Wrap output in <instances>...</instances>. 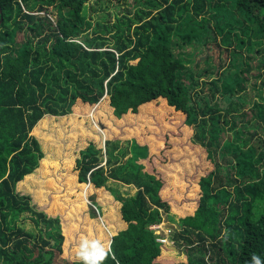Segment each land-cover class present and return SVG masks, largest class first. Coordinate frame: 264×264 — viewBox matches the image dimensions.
Returning a JSON list of instances; mask_svg holds the SVG:
<instances>
[{"label": "trees", "instance_id": "trees-1", "mask_svg": "<svg viewBox=\"0 0 264 264\" xmlns=\"http://www.w3.org/2000/svg\"><path fill=\"white\" fill-rule=\"evenodd\" d=\"M225 1L237 14L231 21L220 12L228 9L223 0H0V264H264V102H255L254 119L245 120L239 94L249 52L264 41V3ZM240 16L252 21L250 31L236 25L243 24ZM213 42L217 56L199 57V48ZM150 50L164 54L166 63L147 74L140 89L161 88L180 113L174 129L153 131L151 140L123 131L99 141L54 139L68 152L69 190L79 197L64 202L63 211L46 212L54 192L43 188L41 166L59 158L36 136L41 121L62 132L61 117L72 119L104 95L121 97L130 63ZM224 126L247 131L232 153ZM184 129L191 136L184 138ZM196 148L202 175L188 198L185 183L177 208L182 215L167 247L148 226L162 212L172 219V174L177 165L183 171L186 152ZM183 175L177 183L190 178ZM109 179L136 191L123 198ZM78 202L85 210L67 217ZM189 206L194 216L182 211ZM87 217L103 226L104 246L96 249L103 250L102 260L93 261L94 253L84 262L70 253ZM130 220L136 225L121 231ZM72 223L78 228L71 235Z\"/></svg>", "mask_w": 264, "mask_h": 264}, {"label": "rangeland", "instance_id": "rangeland-1", "mask_svg": "<svg viewBox=\"0 0 264 264\" xmlns=\"http://www.w3.org/2000/svg\"><path fill=\"white\" fill-rule=\"evenodd\" d=\"M70 2L76 0H69ZM225 3L226 1L223 0ZM264 3V0H261ZM233 3V2H231ZM230 2H226L227 8L220 9L221 13H225V19L227 21H231L229 19L236 17L237 14L232 10L230 5L233 6ZM52 12H49L51 18H55L58 15V11L56 9H52ZM38 13H45L42 11H38ZM48 13V12H47ZM209 18V16H207ZM242 23H236V25H240L245 32V28L250 31L252 26V21L247 19L244 21L243 17ZM210 23H212L213 19L209 18ZM226 29L227 26H225ZM245 27V28H244ZM225 29V30H226ZM192 32V31H191ZM248 33V32H247ZM248 34H245L244 37H247ZM218 40L219 36L217 35ZM17 39H21L22 35L17 33ZM78 41V40H76ZM220 42V40H219ZM209 43V41H208ZM221 44V42H220ZM264 46L263 40H257L253 45V49L251 55L249 57V64L247 70V84L243 85L242 90L239 92L243 96L244 105L242 112L245 113V120L254 119V103H263L264 102V51L261 49ZM259 48V50L257 49ZM201 49V50H200ZM257 49V50H256ZM200 51L197 52L199 57H202L208 53H211L217 56V50L215 48L214 42L212 44L206 45L204 48H199ZM65 52V51H64ZM66 53V52H65ZM64 53V54H65ZM225 56V57H223ZM222 59H226V55L223 54ZM166 63L164 54L160 52H154L150 50L146 53H142L140 58L135 61H132L130 64V73L128 84L129 87L126 86L124 88V93L118 98H111L107 95H104L99 103L95 105L93 108H84L82 110L76 111L75 113L78 115L73 116L72 119H68L66 117H61L60 123H63L65 127L62 132L58 130V125H52L51 127H47L46 119H43L39 125L40 130L36 131L39 139L43 140V142H47L51 144V148L56 152L59 161H52L50 163L42 164L43 170V178L44 181L42 183L43 188H46L47 192H54L52 195V200L49 204V207L46 209V212L56 213L57 211H63L65 203H69L70 200H75L79 197L77 191H70L69 188L74 182V178L71 175L72 164L70 160L66 157L68 152L65 151L62 153L61 146L62 144L53 145L54 139H63L64 135L67 134V139H93L95 141L103 140L105 134H114L120 135V131L125 132L126 136L136 135L137 137H146L151 140L152 135L151 132L161 130L164 132L167 129H174L175 121L177 120V116L180 115L178 111L174 108V105H170L165 96L155 89L145 88L141 90L142 87L141 80H146V75L149 73H157L161 71V66ZM243 83V82H242ZM153 90V91H152ZM132 92V93H131ZM227 95V94H226ZM130 97L129 101L127 100ZM221 95H219V98ZM224 97V96H223ZM226 97V96H225ZM142 98L143 102H138L139 99ZM126 100V103L123 101ZM138 100V101H137ZM223 101V100H221ZM136 104V105H135ZM136 106V107H133ZM46 118V117H45ZM99 123L103 124L104 128L100 130ZM76 124L74 127L72 125ZM224 128V129H223ZM221 128V132L226 136L225 146L229 144L228 151L232 153L234 149L238 146H243L242 139L245 136L246 132L243 127L235 128L231 131H226V127ZM42 129L45 130L44 135H42ZM56 130V131H55ZM41 131V135H40ZM55 132L56 136L53 134ZM191 136V131L184 129V138ZM225 141V140H224ZM229 142V143H227ZM73 143L69 141L67 146ZM71 145V144H70ZM199 148L188 150L186 152L189 157H186L182 160L183 171L180 167L175 166V171L172 178V187L170 193L172 194L175 201V204L171 206V217L170 219L166 213L162 212L161 220L159 222L153 221V223L148 226L150 230L156 235V240L164 243V246L170 247L172 245V241L169 238V234L171 231L173 232L178 228V220L180 212L178 213L177 208L180 200L183 199L184 196V188L187 184V181L190 182V188L188 189L185 197H191V194H195L196 187L194 185V180L200 178L202 175V171L197 169V164L199 160L197 159L196 153ZM230 156V155H229ZM211 164H207L209 167ZM65 167L66 170H59V168ZM240 167V166H238ZM200 169V168H199ZM66 171V172H65ZM65 172V173H62ZM190 177L188 180H182L181 182H176V177L185 176ZM37 175V174H36ZM35 175V176H36ZM35 176H31L30 179L35 180ZM63 177V178H62ZM186 183V184H185ZM106 184L108 186H112L116 189L118 195L123 198H127L133 195L136 191V188L133 185L124 184L120 181L109 179ZM22 187V185H21ZM29 192V191H27ZM43 191L39 190L36 196L38 199L37 204H41L45 201L42 197ZM83 196V193L82 195ZM86 200V198H84ZM86 203V201H84ZM84 202H78L74 206L69 208V213H67V217L70 216V213H77L85 210L86 206ZM188 211L187 215H193L195 209L189 207H183L182 211ZM79 222L80 218L77 219ZM190 220V219H189ZM136 225L134 220H130L129 222L123 221L121 223V227L119 229L121 231L128 232ZM102 225H97L93 223L91 217H87L84 220L83 226L80 228L81 235L78 237L79 245H74L71 248V255L75 258H82L84 262L85 256H91V254L96 253V249L98 247L104 246L101 245V241L106 238L104 234H102L101 228ZM78 227L75 224H70V232L72 235L73 229L76 230ZM211 225L205 224L204 229L208 232L210 230ZM101 245V246H100ZM173 246V245H172ZM110 249V245L107 246ZM170 255V253L168 252ZM166 254V255H168ZM79 260V259H78Z\"/></svg>", "mask_w": 264, "mask_h": 264}, {"label": "clouds", "instance_id": "clouds-1", "mask_svg": "<svg viewBox=\"0 0 264 264\" xmlns=\"http://www.w3.org/2000/svg\"><path fill=\"white\" fill-rule=\"evenodd\" d=\"M84 258L85 260L89 259L88 256H85ZM103 258H104V252L102 249L98 250V252L94 256L91 257L93 261L102 260Z\"/></svg>", "mask_w": 264, "mask_h": 264}, {"label": "water", "instance_id": "water-1", "mask_svg": "<svg viewBox=\"0 0 264 264\" xmlns=\"http://www.w3.org/2000/svg\"><path fill=\"white\" fill-rule=\"evenodd\" d=\"M0 21H1V19H0ZM99 128H100V130H101L102 128H104L103 124L99 123Z\"/></svg>", "mask_w": 264, "mask_h": 264}]
</instances>
